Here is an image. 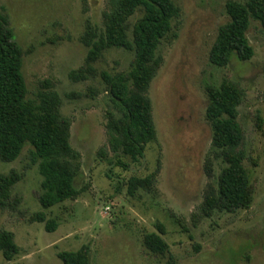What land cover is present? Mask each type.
Here are the masks:
<instances>
[{
  "label": "rangeland",
  "instance_id": "1",
  "mask_svg": "<svg viewBox=\"0 0 264 264\" xmlns=\"http://www.w3.org/2000/svg\"><path fill=\"white\" fill-rule=\"evenodd\" d=\"M173 1L179 13L159 44L161 65L148 90L156 140L139 162L122 157L128 165L123 169L108 144L107 114L113 109L100 73H127L133 52L110 48L94 64L96 75L75 78L85 67L87 25L102 29L106 0H0L24 53L29 97L40 81L50 82L80 154L74 182L79 197L50 209L38 200L42 179L30 162V146L14 162L0 159V174L20 175L11 206L0 207V231L14 235L19 254L11 261L0 255V264H63L60 253L81 250L87 264H264V29L250 20L246 37L253 57H232L219 68L209 54L219 27L229 21L226 3L246 0ZM141 16L139 10L129 20L130 40ZM224 80L244 93L237 120L252 189L249 208L233 213L207 212L204 204L225 166L212 152L206 88ZM134 176L148 177L150 184L130 196ZM47 222H54L53 231ZM149 233L167 243L164 255L146 248Z\"/></svg>",
  "mask_w": 264,
  "mask_h": 264
},
{
  "label": "trees",
  "instance_id": "2",
  "mask_svg": "<svg viewBox=\"0 0 264 264\" xmlns=\"http://www.w3.org/2000/svg\"><path fill=\"white\" fill-rule=\"evenodd\" d=\"M225 8L229 21L219 27L209 54L210 63L219 68L227 66L232 57L241 62L253 57V48L246 37L250 20L259 22L264 29V0L229 1ZM139 10L142 16L133 25L130 40L129 20ZM178 13L173 0H106L102 29L88 24L82 38L88 53L85 67L81 69L83 74L75 77L77 80L96 75L94 64L110 48H122L134 54L127 73H100L113 109L107 114L108 144L118 158L116 165L123 169L128 165L122 157L137 163L148 144L156 140L148 90L161 65L157 49ZM23 56L8 16L0 11V159L14 162L29 145L30 162L37 166L42 179L38 200L42 208L50 209L79 197L80 191L74 182L80 170V154L71 145V120L62 116L61 99L50 82L40 81L34 97H29L22 71ZM206 93L205 117L212 130V152L225 165L218 176L217 187L207 189L206 211L233 213L248 209L252 189L243 165L244 136L237 120L244 93L236 83L227 80L219 86L207 87ZM100 154L104 155V151ZM19 180L20 175L15 172L0 174L1 208L11 206V188ZM149 184L148 177L134 176L128 181V193L135 196ZM38 218L43 220L44 216L41 214ZM54 227V222H47L48 231H53ZM144 244L156 255H164L168 250L167 243L156 233L147 234ZM18 254L14 235L0 231V255L11 261ZM59 258L63 264H87L85 250L63 252Z\"/></svg>",
  "mask_w": 264,
  "mask_h": 264
}]
</instances>
